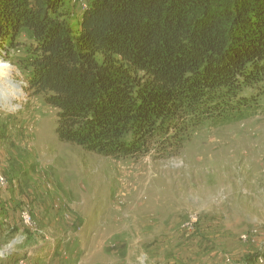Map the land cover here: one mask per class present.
<instances>
[{"label":"rangeland","instance_id":"rangeland-1","mask_svg":"<svg viewBox=\"0 0 264 264\" xmlns=\"http://www.w3.org/2000/svg\"><path fill=\"white\" fill-rule=\"evenodd\" d=\"M87 1L69 2L71 21ZM1 46L0 257L22 258L0 264H264V97L174 158H105L58 141V110L26 91L22 45Z\"/></svg>","mask_w":264,"mask_h":264},{"label":"trees","instance_id":"trees-1","mask_svg":"<svg viewBox=\"0 0 264 264\" xmlns=\"http://www.w3.org/2000/svg\"><path fill=\"white\" fill-rule=\"evenodd\" d=\"M81 1L0 0V45H22L26 91L58 110L59 142L171 159L205 123L260 108L264 0H88L73 24Z\"/></svg>","mask_w":264,"mask_h":264},{"label":"bare ground","instance_id":"bare-ground-1","mask_svg":"<svg viewBox=\"0 0 264 264\" xmlns=\"http://www.w3.org/2000/svg\"><path fill=\"white\" fill-rule=\"evenodd\" d=\"M8 69H10V67H8V66H5V65H2V64H0V97L3 99V96L5 95V93H3L5 90V88H4V86L2 85V82L4 81V80H6V81H4L5 83H6V85L7 86H9L10 87V89H11V92L13 91V85H12V80H10V77H11V74H12V71H10V70H8ZM8 87V88H9ZM10 92V91H9ZM15 97H17V94L15 95ZM14 97V98H15ZM18 98V97H17ZM1 99V100H2ZM14 101H16V99H13V100H9V99H6V100H4L3 102H5L6 104H13L12 102H14ZM0 184L1 185H5L6 184V180L4 179V177H2V176H0ZM25 218L28 220V221H30V217L29 216H27V215H25ZM12 246V245H11ZM11 246H9L6 250L7 251H9V252H12V251H14L12 248H11Z\"/></svg>","mask_w":264,"mask_h":264}]
</instances>
